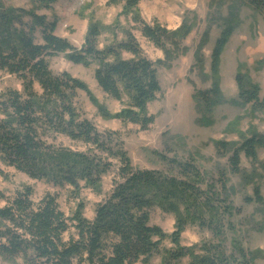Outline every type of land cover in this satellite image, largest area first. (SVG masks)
I'll list each match as a JSON object with an SVG mask.
<instances>
[{
    "label": "trees",
    "instance_id": "obj_1",
    "mask_svg": "<svg viewBox=\"0 0 264 264\" xmlns=\"http://www.w3.org/2000/svg\"><path fill=\"white\" fill-rule=\"evenodd\" d=\"M56 1L33 0L41 6H50ZM138 2L123 0L124 13H130L136 23L140 22L136 11ZM261 5H264L263 0L252 2L256 9ZM26 17L32 21L28 33L23 28ZM45 20L34 10L8 7L0 0V73L18 78L23 88L22 92L8 89L0 93V174L3 165L32 180L55 186L67 185L75 196L80 182L86 188L97 190L111 164L94 154L54 148L44 138L55 130L71 140L99 146L101 135L109 142H113V135H100L88 122L78 121L72 97L79 90L88 92L87 87L68 73H52L49 57L66 53L67 60L74 65L89 67L96 64L94 77L102 92L117 101L127 100L126 108L119 113L110 114L102 106H96L99 113L105 118L140 125L143 129L154 121L147 107L161 92L156 68L165 62L152 63L142 58L131 38L99 48L96 44L99 31L93 25L83 46L75 49L67 40L54 34L56 23L48 25ZM222 23L224 26L211 54V88L199 94L206 102L207 112L224 102L220 90V58L235 25L226 19ZM37 28L42 31L38 43L34 40ZM142 33L164 52L165 60L169 61L173 51L180 49V41L188 35L189 29L181 26L169 31L153 24L144 25ZM122 52L131 54L132 58L124 59ZM200 58L198 56L199 61ZM235 82L240 102L251 104L254 110L264 107L259 98V86L243 74L239 66ZM204 119L202 123L210 124L207 117ZM263 144L264 138L259 134L244 138L235 147L227 142H215V146L223 151L232 146L230 159L235 166L241 153L257 161L256 150ZM104 151L119 159V167L111 190L95 205L92 221L83 216L82 203L77 204L71 216H66L56 198L50 195L34 201L30 187H24L10 197L0 191L1 260L15 264L18 261L20 264H138L150 259L160 251L164 241L169 240L173 249L168 251V258L173 261L182 258H188L189 264H251L254 261L256 254L247 253L236 243H233L235 256L231 257L221 250L220 241L188 248L181 245V234L187 221H193L205 210L213 216L212 230L219 229V223L214 222L217 212L213 211L212 204L203 203L202 206L198 202L197 190L188 179L194 173L191 166L178 164L179 178L168 177L156 171L134 169L121 150L116 154L107 148ZM254 195L257 202L264 203L257 188ZM155 206L175 215V229L170 235L151 224L150 211Z\"/></svg>",
    "mask_w": 264,
    "mask_h": 264
},
{
    "label": "rangeland",
    "instance_id": "obj_2",
    "mask_svg": "<svg viewBox=\"0 0 264 264\" xmlns=\"http://www.w3.org/2000/svg\"><path fill=\"white\" fill-rule=\"evenodd\" d=\"M1 1L8 7L34 10L48 25L56 23L54 34L67 40L75 49L83 46L93 25L99 31L96 38L99 48L131 38L142 58L152 63L159 60L165 63L156 68L161 92L147 107L154 121L143 129L140 125L105 118L99 113L96 106H102L110 114L119 113L126 108L127 100L117 101L102 92L94 77L96 64L89 67L74 65L67 60L66 53L49 57L52 73H68L87 87L88 92L79 90L72 97L78 121L88 122L100 135L112 134L113 142L105 141L101 135L99 146L85 144L55 130L44 138L45 141L54 148L94 154L111 164V169L102 177L97 190L86 188L80 182L74 196L67 185L55 186L32 180L1 165L0 191L10 197L24 187H30L34 201L50 195L56 198L66 216H71L77 204L82 203L83 216L92 221L95 205L111 190L119 167V159L104 148L113 154L118 150L126 153L136 170L156 171L168 177L179 178L178 164H187L194 169L188 179L197 190L198 202L212 204L213 211L217 212L214 222L219 223V229L212 230L213 216L205 210L193 221H187L181 234V245L188 248L220 241L221 250L231 257L235 256L233 243H236L247 253L256 254L251 264H264V203L257 202L254 195L257 188L264 202V144L256 150L257 161L241 153L236 166L230 159L232 146L226 151L215 146V142L220 141L235 147L252 134L264 138V107L254 110L251 104L240 102L235 82L239 66L242 73L259 86V98L264 102V5L254 8L252 2L257 0H139L136 11L140 22L136 23L130 13H124L123 0H57L50 6H41L33 0ZM224 19L235 25L220 58V90L224 102L207 112L206 102L199 94L211 88V54ZM153 24L169 31L181 26L189 29L188 35L180 41V49L173 51L169 61L165 60L164 52L142 33L144 25ZM31 25V19L24 18L26 33ZM41 32L40 28L35 30L37 43L41 41ZM168 46L173 50L170 43ZM122 57L129 59L132 55L122 52ZM8 89L22 92V81L0 73V93ZM204 117L210 124L201 122ZM233 122L236 123L230 126ZM150 221L170 235L175 229L176 217L155 206L150 211ZM171 249L172 244L165 240L160 251L138 264H189L188 258L170 260L168 251ZM0 264L15 263L0 259Z\"/></svg>",
    "mask_w": 264,
    "mask_h": 264
}]
</instances>
